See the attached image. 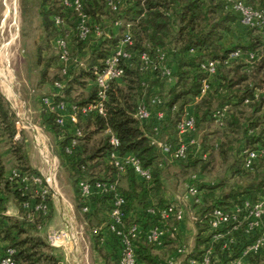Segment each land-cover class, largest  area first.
<instances>
[{
    "label": "trees",
    "instance_id": "1",
    "mask_svg": "<svg viewBox=\"0 0 264 264\" xmlns=\"http://www.w3.org/2000/svg\"><path fill=\"white\" fill-rule=\"evenodd\" d=\"M121 1V13L118 14L107 9L104 0H86L84 11L89 17L90 34L83 40L79 39L74 22V41L71 44L65 20L74 19L73 13L69 10L65 11L60 0H40L42 30L47 40L51 38L53 49H55L54 38L61 35L68 39L71 55V47L74 46L76 53L79 51L78 53L84 56L83 65L70 68L65 75L59 73L60 77L55 79L64 82L63 91L55 97L56 100L85 104L93 99L95 95L93 85L85 97L79 100L68 96L74 82L81 87L88 86L93 80V67L103 65L104 59L119 39V33L111 38L103 35L98 39L94 36L95 26L100 25L103 29H108L106 24L104 25L101 20L98 21L97 11L102 8L111 15L110 27L116 17L132 23L131 33L135 50L147 51L153 58L157 51L166 52L171 61L172 81L166 83V79L158 72L140 70L138 59L133 58L130 63L124 64L123 77L109 84L106 116L89 115L84 118L86 128L94 126L97 130H104L109 126L119 138L120 153L133 154L138 158L141 166L149 170L148 182L139 179L130 168L120 174L109 164L107 136L103 140L104 144L93 151L95 153L87 151L86 145L84 147L80 145L81 139L85 138L81 117L77 123L82 131V136L78 138V146L70 154L66 153L64 148L70 133L55 123L53 114H48L41 103L48 127L52 128L57 136L62 130L64 131L63 139L60 141L61 150L70 173L76 210L82 213V220L86 222L88 228H93L92 218L95 217H99L101 221L98 228L101 230L106 228L110 199L106 195H95L89 210L83 212L78 190V182L83 179L90 182L117 181L118 190L126 198L125 225L142 223L146 227L160 220L159 211L167 203L174 201L167 197L165 190L167 167L174 160L165 156L155 143H151L150 137L155 136L159 141L168 143L172 150L174 149L177 142V123L188 104L199 94L202 79L206 76L205 71L199 67L202 61L212 58L224 59L229 52L237 48L256 52L257 55L251 64L233 60L228 65L218 66L209 81L210 88L193 104V136L196 145L189 149L186 158L177 161L179 169L184 173L191 171L187 174L188 185L194 184L201 191V204L194 206L197 216L193 222L196 233L183 261V264H192L188 262V258L200 260L209 246L211 232L208 220L215 208L229 212L235 205L244 201L254 203L264 194V155L254 162L251 170H246L242 166L244 149L264 147V43H261L264 42V36L257 30L242 25L238 14L227 8L224 0ZM244 1L254 8L264 6V0ZM55 16H63L64 22L56 25ZM237 29H242L247 34V42L226 41L227 35L236 32ZM40 52L38 46V53ZM56 57L58 61V55ZM162 82L165 85L161 84ZM156 84L162 88L168 87L162 95L166 98L163 107L165 119L158 125L157 131L153 129L152 118L147 122H141L134 117L138 102L149 103ZM223 108H226L225 114L216 121V112H221ZM15 119L14 111L0 92V244H3L0 252L6 247L13 248L15 264H61L58 247L50 245L47 238L38 234L40 227L45 225L53 212L50 190L48 189L45 198L48 213L46 215L35 213L32 207L25 208L23 205L27 201L30 205L38 202L39 197L31 198L23 193V186L6 174V166L1 154L2 145L6 142L10 145V155L14 162L12 168L22 173L37 174V171L30 166L21 142L14 141L18 132ZM211 123L221 130V136L217 141H213L214 134L208 129ZM196 146H199V151L195 150ZM202 153H206L205 158L201 157ZM96 157L105 166L109 175L97 176L92 172L88 161L97 160ZM219 165H225V173L212 178L213 180L209 182L205 181ZM120 180L124 182L123 188L119 185ZM10 204L16 207L17 215L7 214ZM148 208L154 209L156 214L150 216L147 212ZM179 223L175 219L167 223L175 233V237H167L164 244L180 245L177 241ZM96 235L97 244L100 243V230ZM237 236L239 243L233 246L231 251L222 250L219 242L214 244L213 254L217 260L213 258L210 264H225L228 259L239 253L240 247L247 241L242 229L238 230ZM136 244V264L165 262L157 260L154 256L155 246L147 244L142 239ZM95 248L102 254L106 264L117 263L116 246L113 252L107 254H103L101 247L95 246ZM245 264H264V246L259 253L249 255Z\"/></svg>",
    "mask_w": 264,
    "mask_h": 264
},
{
    "label": "built area",
    "instance_id": "2",
    "mask_svg": "<svg viewBox=\"0 0 264 264\" xmlns=\"http://www.w3.org/2000/svg\"><path fill=\"white\" fill-rule=\"evenodd\" d=\"M86 0H60L65 11H71L74 15L75 32L79 39L83 40L90 34V23L87 13L84 11V3ZM105 7L112 12L121 13V0H104ZM226 7L236 12L239 16L240 23L248 28H252L260 32L264 36V6L254 8L247 4L244 0H224ZM64 17L55 16L56 25L64 22ZM130 21H126L121 17H116L111 22V27L103 29L100 25L94 27V36L111 38L119 31V39L111 52L104 59L101 67H93V86L94 97L85 104H77L62 99L56 100L55 97L63 91L64 82L55 80L52 86V92L41 97V103L48 114H53L55 123L62 129H66L70 133L68 143L64 151L70 154L78 146V138L82 136L81 129L77 126L79 117L84 119L89 115L106 116V102L108 99V88L112 81H119L124 75V64L130 63L133 58L139 61V69L143 72H158L162 78L166 79V83L172 81V68L170 57L166 52L157 51L155 58L147 51H137L133 48V37L131 33ZM53 45L58 55V66L62 75L67 74L68 70L77 65H83V61L78 56H72L70 53V45L65 36L58 35L53 40ZM193 50L191 49V52ZM256 52L243 51L240 48L234 49L228 53L224 59H205L199 65L206 73L202 79L200 92L195 101L204 95L210 88L209 81L216 73L218 66L221 64L228 65L233 60H239L246 64H251L256 58ZM165 97L154 94L150 96L149 103L138 102L134 117L141 121L147 122L151 118L153 121V129L158 130V125L165 119L163 110ZM247 102V100H245ZM226 108L221 112H216V121L225 114ZM194 118L193 115L184 110V114L177 123V142L174 149L170 148L168 143L159 141L155 136L150 137L151 143H155L161 152L173 159L180 161L189 154V149L196 145L193 136ZM108 141L107 161L120 174L126 172L128 168L132 169L135 175L144 181L150 180V172L141 166L136 156L130 153L121 154L119 151L120 141L116 133L107 126L104 129ZM63 135V134H62ZM16 137V136H15ZM199 151V146H196ZM244 158L242 166L246 170H251L254 162L264 155V147L256 149H244ZM202 158L206 157V153L201 154ZM10 179L19 182L23 186V193L28 194L31 198L39 197L38 202H25L24 207H32L33 212L48 213V207L45 203L48 187L37 174L22 173L12 168L7 174ZM78 190L80 200L82 202V211L87 212L95 195H106L110 199V207L107 214V224L104 230L96 229V234L100 230V242L105 239V235L110 234L117 247L118 256L116 264H136L137 263V244L140 239L147 244L155 247L161 246L167 237L174 238L175 233L168 226L171 219L182 221L185 213L182 204L179 201L167 203L160 211V220L157 223L148 224L146 227L142 223H131L125 225L126 217L125 206L126 198L118 190L117 181L90 182L87 179L78 182ZM201 191L194 185H187L183 198L189 201L192 206L201 204ZM34 201V200H33ZM147 212L150 216L156 213L154 209L148 208ZM193 222L197 219L195 214L192 215ZM209 231L211 232L210 243L203 252L200 260L188 258V262L192 264H210L215 258L213 254V246L220 243L222 250L231 251L232 247L238 245V230L242 229L247 243L240 247L239 253L228 259L225 264H245L249 255L257 254L264 246V194L254 203L244 201L242 204L235 205L229 212H224L215 208L208 220ZM42 227H40L41 229ZM47 241L54 247H65L68 239V233L63 230L50 231L46 235ZM177 253L186 255L188 248L184 244H180ZM14 249L6 247L0 252V264H15ZM158 264H169V261L159 262Z\"/></svg>",
    "mask_w": 264,
    "mask_h": 264
},
{
    "label": "rangeland",
    "instance_id": "3",
    "mask_svg": "<svg viewBox=\"0 0 264 264\" xmlns=\"http://www.w3.org/2000/svg\"><path fill=\"white\" fill-rule=\"evenodd\" d=\"M40 10V0H0V92L5 96L16 115L15 124L18 132L14 141L21 142L30 166L37 171V175L41 177L51 193L53 212L43 226L44 230L47 233L64 229L58 210L65 206L69 211L72 223L77 225V230L80 231L79 224L73 218L75 193L60 144L64 131L59 132L60 134L57 136L56 132L48 127L40 102L43 95L52 92L53 81L60 77L58 61L56 60L57 53L51 46V38L47 40L42 30ZM6 11H8L7 16ZM97 12L98 21L101 20L107 28H110L109 19L111 15L103 8ZM73 20L70 18L65 20V27L69 31L68 38L71 39V44L74 41ZM104 21L106 22L104 23ZM246 38L247 34L242 29H237L236 32L233 31L227 35L226 41L245 43L247 42ZM261 43L264 42L261 41ZM38 46L41 50L40 53H38ZM71 51L73 56H78L81 60L84 58L78 53L79 51L76 53L74 46L71 47ZM63 79L67 80L65 77ZM90 87L91 85L81 87L74 82L68 97L79 100L85 97ZM167 89V86L162 88L156 84L153 91L154 94L164 95ZM84 123L85 119H82L81 126L85 138L81 139L79 144L83 147L86 145L87 151L95 153L93 151L98 150L104 144L103 140H105L106 134L104 130H97L94 126L86 128ZM208 129L214 134L213 141L219 140L217 138L221 136V130H218L214 123H211ZM58 145L59 148H57ZM2 147L10 148V145L6 142L3 143ZM47 157L53 161L52 164L48 162ZM99 161V158L88 161L92 172L97 176L109 175L105 166ZM13 163L11 164L12 167ZM177 163V161H172L168 164L165 174V190L170 200L179 201L182 204L184 217L191 223L189 226L191 231L184 239V245L190 248L194 235V223L191 218L194 214V207L183 198V195L189 183V175L187 174L191 171L184 173L179 169ZM224 169L225 165H219L208 175L209 177L205 181L209 182L213 180L212 178L225 173ZM50 170L53 171V175L48 182ZM119 185L123 188L124 182L120 180ZM8 210L17 215V209L13 204L9 205ZM78 216L81 217L82 213L79 212ZM92 222L93 228L90 227L88 232L84 230L85 242L78 234L81 243L78 251V262L73 263V256L70 254L66 261L63 260L64 264H104L103 260L99 258L101 256L99 250L93 249L94 244L96 246V229L100 225V218H92ZM174 247H176V243H167L164 250L153 247L154 256L157 260L167 261L166 251L173 250Z\"/></svg>",
    "mask_w": 264,
    "mask_h": 264
},
{
    "label": "crops",
    "instance_id": "4",
    "mask_svg": "<svg viewBox=\"0 0 264 264\" xmlns=\"http://www.w3.org/2000/svg\"><path fill=\"white\" fill-rule=\"evenodd\" d=\"M89 85H93V82L90 81L88 83V86ZM195 102L196 101L193 100L187 106V110L190 114H192V108H193V104ZM3 148L4 147L1 148V154H2V158L4 159L5 166H6V174H8L9 171L12 169L11 164L13 163V158L10 155V148L9 147L4 148V149ZM47 160L50 164H52L53 161L50 160L48 157H47ZM51 175H53L52 170L49 171L48 182H49ZM53 178H54V176H53ZM73 205L75 208V209H73V218H74V221L79 224V227H80L79 230L80 231L77 230L78 226L74 225L72 223V221L70 219L69 211L66 209L65 206L64 207L62 206V208L60 210H58L59 216L62 220L63 227H64V229H61V230L66 231L68 233V239L66 241L65 247H60V249L57 250L60 257H61V264H64L63 260L66 261L70 254L73 256V260H74L73 263L78 262V251L80 250V246H81L78 234H80L81 239L83 240V242H85L83 233H84V230L88 232V229H89L88 226H86L87 225L86 222H84V220H82V217L78 216L79 212L76 210V203L74 202ZM7 214L15 215V213H11L10 210H7ZM190 225H191V223H189V221L186 219V217H184L183 220L180 221L179 231H178L179 234H178V239H177L179 244H184L185 236L191 231V229H189ZM47 233L44 230V227H42L38 231V234L44 238H46ZM195 233H196V229H195V226H193V234L194 235L192 237L190 246H192V244H193ZM86 237L88 238V235ZM104 237H105V239L102 242L97 243L96 246L101 247L103 249L102 250L103 254L113 252L114 248H115V241L113 240V237L107 233ZM2 245L3 244H0V247ZM176 246H178V245L176 244ZM94 247H95V244L93 246V249H94ZM156 248L164 250L166 248V243L165 244L163 243L161 246H158ZM166 254H167V260L169 261V264H183V261L185 259V255H181V254L177 253L176 247H174L173 250L166 251ZM99 258H100V260H103L104 264H106L105 259L103 258L102 254Z\"/></svg>",
    "mask_w": 264,
    "mask_h": 264
},
{
    "label": "bare ground",
    "instance_id": "5",
    "mask_svg": "<svg viewBox=\"0 0 264 264\" xmlns=\"http://www.w3.org/2000/svg\"><path fill=\"white\" fill-rule=\"evenodd\" d=\"M8 15V11H6V16ZM1 50V49H0ZM1 53H2V51H1Z\"/></svg>",
    "mask_w": 264,
    "mask_h": 264
},
{
    "label": "water",
    "instance_id": "6",
    "mask_svg": "<svg viewBox=\"0 0 264 264\" xmlns=\"http://www.w3.org/2000/svg\"><path fill=\"white\" fill-rule=\"evenodd\" d=\"M55 193V192H54Z\"/></svg>",
    "mask_w": 264,
    "mask_h": 264
}]
</instances>
